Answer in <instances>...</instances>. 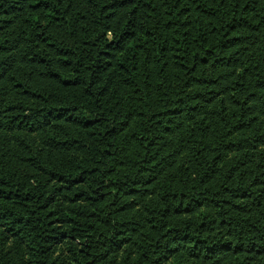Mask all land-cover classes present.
Instances as JSON below:
<instances>
[{"label": "trees", "instance_id": "1", "mask_svg": "<svg viewBox=\"0 0 264 264\" xmlns=\"http://www.w3.org/2000/svg\"><path fill=\"white\" fill-rule=\"evenodd\" d=\"M0 264H264V0H0Z\"/></svg>", "mask_w": 264, "mask_h": 264}]
</instances>
